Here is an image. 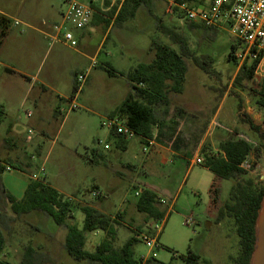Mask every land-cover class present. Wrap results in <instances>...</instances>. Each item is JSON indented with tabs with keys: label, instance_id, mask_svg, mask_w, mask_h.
<instances>
[{
	"label": "rangeland",
	"instance_id": "374dc122",
	"mask_svg": "<svg viewBox=\"0 0 264 264\" xmlns=\"http://www.w3.org/2000/svg\"><path fill=\"white\" fill-rule=\"evenodd\" d=\"M5 1L0 0V7ZM24 1L11 0L16 5L13 8L10 5V8L16 13ZM213 1L193 0L192 4L196 8H207ZM51 5L60 11L66 10L64 0H46L45 5L38 8L39 14L44 15ZM152 9L165 24L177 27L188 38L189 45L196 54H210L215 59L213 68L216 73L212 76L195 66L191 59L187 60L186 91L171 94L174 107L177 106L178 96L180 101L190 104L188 116L206 124V117L197 115L193 110L201 108L204 113L208 114L212 110L215 113L225 98L220 105L219 116L208 132L209 139L211 140V132L212 135L221 133L233 137L234 134L228 131L232 130L233 133L245 135L260 145L259 135L250 129L243 118L248 116L258 125L263 123L264 109L257 103L259 96L256 92L258 81L263 78L256 77L255 81L247 83L246 89L234 85L240 66L230 58V52L232 45L237 44V38L226 25L212 27L217 30L215 36L192 29L191 22L184 21L177 11H170L167 0H153ZM62 19L61 14L57 25L61 24ZM123 24L124 29H113L103 51L92 62V69L88 73L90 79H86L77 94V107L70 109L75 98L76 81L72 71L69 72L68 82L64 84L68 96L63 104L64 110L46 125L49 140L41 143L42 148L40 153L37 151V155L34 150L26 151L29 163L23 167L25 172L14 168L3 172L1 180L5 182L9 192L21 199L29 182L33 180V175L39 174L42 179L39 181L54 188L66 198L81 205H91L109 217L119 220L115 245L120 247L131 236L139 235V242L134 247L137 260L154 257L164 263L172 261L173 264H184L183 258L194 253L199 255L203 264H233L231 257L238 253V236L233 222L227 219L218 224L209 213L213 184L219 189L220 203H224L229 199L233 180L217 181L214 173L208 171L204 163L192 165L181 161L164 166L166 172H171L166 178L148 175L142 170L141 164L133 168L126 167L124 162L130 154L118 150L115 144L111 150L104 148L111 132L102 123L116 109L128 85L126 78L116 75L117 71L128 70L130 65L137 62L150 61L151 55H154L151 50L153 39L177 49V46L157 29L155 19L145 5L138 10L134 18L124 21ZM11 28L13 34L19 37L22 36V29L29 31L23 25L13 24ZM102 36L103 33L99 32L92 37L87 52L94 54ZM14 42L16 43V40L12 39L10 44L14 45ZM43 42L38 49L30 47L16 50L11 46V49L5 51V55L22 66L27 65L29 72L40 78H43L51 64L56 62L57 53H60L61 57H80L62 42L52 43L47 38ZM78 48L79 41L74 49ZM108 52L113 55L109 56ZM29 54L33 56L32 65L29 64ZM4 58V55H0L1 63ZM90 64L89 60H85L80 68H86ZM108 70L116 74H109ZM3 73L2 68L0 75ZM23 80L26 81L24 77ZM37 87H40L39 83ZM54 98L58 101L57 95H54ZM240 102L242 107L239 106ZM25 112L20 113L21 122L24 124L21 132L29 135L31 130L36 139L41 136L39 129L30 125V118ZM98 141L102 142L100 146ZM132 143L134 152L139 151L137 136ZM30 145L26 144L27 148ZM94 149L101 152V157L94 158ZM253 152L257 169L254 173H247L245 177L254 178L264 184V147ZM207 157L208 154L204 153L200 158L206 161ZM176 167L180 168V172L175 170ZM189 167L190 171L187 173ZM147 187L152 188L159 198L165 201L164 219L156 220L138 210L137 193ZM94 191H99L101 196L94 197ZM0 208L10 219L5 230L7 247L3 258L11 264H19L22 261L28 245L36 250L35 259L40 264H96L81 262L71 256L64 247L67 228L57 225L42 210L36 209L17 218L2 195V190ZM146 219L148 221H145ZM83 220L84 214L76 208L68 223L81 228ZM104 237L102 231L88 234L86 248L94 251Z\"/></svg>",
	"mask_w": 264,
	"mask_h": 264
},
{
	"label": "trees",
	"instance_id": "16d2710c",
	"mask_svg": "<svg viewBox=\"0 0 264 264\" xmlns=\"http://www.w3.org/2000/svg\"><path fill=\"white\" fill-rule=\"evenodd\" d=\"M179 2L193 0H178ZM145 5L149 14L155 19L157 29L177 46V49L161 41L152 40L151 50L154 58L150 63H140L125 74L131 90L119 106L110 114L111 117L124 119L126 124L135 131L137 136L151 138L153 129L160 125L169 115L172 106L171 94H180L185 90L186 76L188 72L187 60L201 69L205 74L212 76L216 73L213 65L215 59L210 54L198 55L191 49L188 38L172 25L164 23L163 19L157 17L152 9L153 0H124L117 15V24L122 25L124 21L134 18L138 10ZM11 19L0 13V46L7 36L11 27ZM192 29L202 30L204 33L215 36L216 29L200 23L191 22ZM237 45H232L230 58L235 60L234 52ZM259 60L252 63H243L234 79V85L247 88V83L255 81V70ZM109 74L115 72L108 70ZM257 103L264 109V79L258 81ZM79 90L77 81L74 84L76 96ZM242 107V102H240ZM250 129L260 137V145L256 148L243 139L228 137L220 143V152L215 155H208L205 166L216 176V180H233L234 184L230 190L229 199L220 203L219 189L216 184L211 188L210 215L215 218L216 223L224 220L233 222L238 236V253L231 257L233 264H252L253 255L257 244V221L264 202V184L254 178H246L247 171L240 165L246 157L254 150L264 147V121L261 125L246 116L243 118ZM122 141L126 139L113 131ZM94 158L101 157L97 149L93 150ZM11 167L24 170L18 163H11ZM5 170L0 164V174ZM0 190L15 216L21 217L30 211L40 209L51 218L57 225L65 226L67 233L64 247L67 252L78 261H86L96 264H173L164 263L157 258L137 260L134 247L139 242L137 236H131L120 247L115 243L118 238L117 224L119 222L100 211L99 209L85 204L75 203L66 198L54 188L42 181L31 180L25 190V194L18 199L9 192L3 185L0 177ZM137 208L140 212L146 213L149 217L164 219L165 211L159 208L160 198L150 188H143L138 195ZM84 214L83 225L80 228L75 224H69L74 216L75 209ZM10 219L0 208V264H11L3 258L7 247V236L5 230ZM102 231L104 239L94 251L86 248L88 234ZM36 250L28 245L24 257L19 264H40L36 261ZM184 264H203L199 255L190 253L183 258Z\"/></svg>",
	"mask_w": 264,
	"mask_h": 264
},
{
	"label": "crops",
	"instance_id": "0c3cea01",
	"mask_svg": "<svg viewBox=\"0 0 264 264\" xmlns=\"http://www.w3.org/2000/svg\"><path fill=\"white\" fill-rule=\"evenodd\" d=\"M90 1L94 8L91 24L84 30L73 29L75 37L80 43V48L74 49L62 43L80 57H61L60 53H57L56 62L54 61V63L51 64L43 78H40L38 75H32L27 65L22 66L12 58L6 57L5 51L11 49V46L16 50L30 47L38 49L40 45L44 43L43 40L46 39V34L52 32L53 27L57 25L63 10L60 11L56 6L51 5L45 10L46 13L44 15L39 14L38 8L43 7L46 0H25L19 10L17 9L18 12L16 13L10 8V5H12V8L16 5V3L11 2V0H6L3 6L0 7V13L11 19V27H13L14 21L18 20L21 23L20 25L29 29L28 32L22 29V36L19 37L13 34V28L10 27L7 36L0 46V55H4L5 57L4 62H0V70L2 68L4 69V73L0 75V129L3 130V132L0 133V164L5 167L3 172L14 169V167L8 164L9 162L18 163L23 167L28 165L27 150L29 152H31L30 149L34 150L33 152H35L36 155L37 151H41V143L50 138L46 125L50 124L51 120L58 117L64 110L63 104L68 97L65 92L66 85L64 84L68 82L69 72L74 71L73 75L74 79H76L75 76L79 73L91 70L92 62H94L103 51L113 29L125 28L124 24H117V15L124 0ZM99 32H102L103 36L96 51L92 55L91 51L90 53L87 52V49L90 47L89 43L92 37ZM12 39L16 40L14 45L10 44ZM108 55L112 56L113 54L112 52H108ZM153 58L154 55H151L150 61L137 62L130 65L128 70L117 71V74H115L127 79L125 74L128 73L130 69L140 63H150ZM28 59L29 64H34L31 54H29ZM85 60H89L91 64L86 68H80ZM23 77L26 81L23 80ZM87 78L88 80L90 79L89 75ZM38 83L40 87H37ZM130 90L131 84L128 81L127 90L123 92L117 106L126 98ZM54 95L58 96V101H55ZM224 100L225 98L222 99L221 103ZM221 103L218 105L215 113L213 110L208 114L204 113L201 108L193 110L197 115L206 117L205 124L200 123L199 119L195 117H189L190 104L185 103V101H180L177 96V106L174 107V103L172 102L168 117L160 125L154 127L152 137L142 138L137 136L140 145L139 151L134 152L133 150L134 144L132 141L135 137L124 142L122 138L118 137L111 130V134L106 139V144L110 146L107 150H111L115 144L118 150L130 154L124 162L126 167L133 168L141 164L142 170H145L146 174L158 175L162 178H166L171 173L166 172L164 169V166L167 164H177L178 161H181L182 163H190L193 165L197 164L196 160L202 157L204 153L208 155L219 154L220 143L230 136H225L221 133L217 135L213 133L212 135L211 132L210 140L208 132L211 131L212 126L219 116ZM21 112H25V115L27 112L32 113L31 117L27 116L30 118L28 121L30 120V125L39 129L38 131L41 134L40 137L35 139L34 136H32L31 141H27L28 134L24 135L21 132L24 125L21 122ZM110 114L108 117H111ZM199 133L202 134L199 135ZM25 143L31 145L27 148ZM216 145H218V147ZM144 147H147L146 152L144 151ZM99 154L101 155V152H99ZM34 158L35 156L33 155L32 159ZM25 169H27V167ZM206 169L211 171L208 167H206ZM175 170L180 172V168L176 167ZM189 171L190 167L187 173ZM2 173L0 174L1 179ZM30 176L31 175H29V177ZM4 183L5 182L2 181V185L5 187ZM164 206L165 204H159L161 211L165 210ZM117 221L119 222V220ZM145 221L148 220L146 219Z\"/></svg>",
	"mask_w": 264,
	"mask_h": 264
},
{
	"label": "built area",
	"instance_id": "2783aa9c",
	"mask_svg": "<svg viewBox=\"0 0 264 264\" xmlns=\"http://www.w3.org/2000/svg\"><path fill=\"white\" fill-rule=\"evenodd\" d=\"M66 10L62 13L61 24L55 25L53 31L46 34L47 40L54 42H62L72 48L78 46V40L75 37L73 29L84 30L92 22L94 8L90 0H64ZM170 11H177L182 15V19L188 22L200 23L208 27H221L226 25L230 32L237 38V47L234 52L235 61L241 66L243 63H252L259 60L255 70V76L264 79V0H214L210 7L196 8L191 1L179 2L178 0H167ZM16 26L20 25V21L15 20ZM1 68V64H0ZM89 71L84 74H78L76 81L79 90L82 84L86 81ZM72 102L70 109L77 107L76 98ZM28 117L32 116L31 112H27ZM103 126L117 134L122 135L126 140L136 137L133 131L119 117H108L103 121ZM229 133L234 134L237 139H243L250 143L253 148L258 146L257 143L250 140L242 134H235L232 130ZM33 132L30 130L27 141L30 142ZM102 142L98 141L100 146ZM105 149H109L108 144L104 145ZM147 151V147H144ZM253 151L246 157L240 167L248 173H254L257 165L254 162ZM196 163L201 164L205 161L201 158L196 160ZM43 175V174H42ZM33 180H42L38 175H33ZM141 192L137 193L139 195ZM94 197L101 196L99 191L93 192ZM161 204H165L163 199H160ZM139 238V235H137ZM147 240V239H146ZM147 259V258H146ZM146 259H143L144 261Z\"/></svg>",
	"mask_w": 264,
	"mask_h": 264
},
{
	"label": "water",
	"instance_id": "95a60500",
	"mask_svg": "<svg viewBox=\"0 0 264 264\" xmlns=\"http://www.w3.org/2000/svg\"><path fill=\"white\" fill-rule=\"evenodd\" d=\"M252 264H264V202L257 221V244Z\"/></svg>",
	"mask_w": 264,
	"mask_h": 264
}]
</instances>
